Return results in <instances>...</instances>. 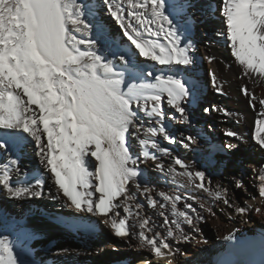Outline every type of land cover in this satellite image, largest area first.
<instances>
[{
	"label": "snow or ice",
	"instance_id": "snow-or-ice-1",
	"mask_svg": "<svg viewBox=\"0 0 264 264\" xmlns=\"http://www.w3.org/2000/svg\"><path fill=\"white\" fill-rule=\"evenodd\" d=\"M192 7V0H0V152L21 149L30 142L50 181L46 184L44 178H38L31 185H14L12 172H20L19 161L9 155L0 165V189L6 199H64L65 206L77 213L101 218L117 238L135 240L137 250H147L156 264H172L180 252L174 243L195 240L192 233H201L198 222L204 218L191 204L179 210L181 197L163 191L159 196L175 217L158 212L166 234L142 214L144 205L137 202V194L146 198L150 208L165 207L153 198L152 189L140 182L142 160L151 159L155 168L164 172L163 163L150 147L172 157L174 165L183 169L181 175L238 216L252 211L264 215V168L258 172L256 185L261 206L247 201L241 206L219 182L210 191L205 171L193 172V164L173 157L171 149L157 140L162 137L185 148L197 143L192 135L181 134L178 140L165 123H191L185 104L196 97L183 73L195 64V44L184 38L176 22L189 27ZM218 10L223 30L217 35L227 42L243 75L264 78V0H220ZM101 13L113 20L139 58L160 66L156 72L167 69L174 74L154 75L127 53H112L105 46L106 27L89 19ZM94 28H98L95 36ZM208 59L214 61L215 57ZM145 77L150 79L145 81ZM210 80L214 91L223 94L218 77L212 74ZM241 91L251 107L258 102L264 112V99L258 100L246 86ZM165 100L170 115L162 107ZM212 110L219 111L215 106L204 109ZM141 113L150 119L148 126ZM261 132L264 128H257L255 140L264 149ZM225 135L243 142L234 131ZM131 140L138 141L140 155L131 150ZM235 147L228 143L211 151L231 152ZM174 171V166L168 167L169 173ZM232 183L238 190L245 189L242 178L233 177ZM188 209L196 213L195 219ZM207 211L214 215L211 208ZM0 225L8 233L0 232V264H31L25 257L31 255L27 241L32 234L3 208ZM182 225L190 231L186 233ZM73 226L89 233L96 230L94 222ZM144 264H152V260Z\"/></svg>",
	"mask_w": 264,
	"mask_h": 264
},
{
	"label": "bare ground",
	"instance_id": "bare-ground-1",
	"mask_svg": "<svg viewBox=\"0 0 264 264\" xmlns=\"http://www.w3.org/2000/svg\"><path fill=\"white\" fill-rule=\"evenodd\" d=\"M192 4L193 7L190 9L192 24L189 27L185 28L182 22L174 21L177 23V27L180 28L184 38L191 40L195 44V64L190 66L183 75L191 87V81L195 74L199 72L200 68L203 66L206 67L207 65L209 86L213 92L212 103H205L199 109V114L195 113V118L201 121V126H203L208 119L209 113L219 115L222 120L218 129L221 141L225 144L231 143L237 147L229 152L230 155L226 159L212 161L207 155L211 136L205 132L206 128L204 129L200 126V128H196L191 124L169 120H166L165 123L169 131L173 135H176L178 140L181 134L185 136L192 135L197 137V143L185 148L179 143H167L162 137H157V140L162 147L171 149L173 157H179L183 161L193 164V172L195 170L205 171L211 181L210 191H213L215 184L219 182L224 187L229 188L230 199L235 203L243 206L247 201V203L255 207H260V198L256 185L258 184V172L264 168V149H261L258 145V142L255 140V134L257 128H264V123L257 124V121H264V112H261L258 102L255 108L251 107L247 95L243 94L241 89L246 86L247 91L254 93L258 100L264 99V78L254 79L253 77L258 76V74H253V77H245L240 66L235 62L234 57L231 56L227 42L218 37L217 33L223 30L222 17L215 22H210L209 17L213 13L219 14L220 0H192ZM101 16V19L91 16L89 19L96 26L103 23L109 26L111 25L112 34L105 33L104 35L105 46L110 48L112 53H127L133 61L143 65L145 71H153L154 75L161 73L164 75L174 74L168 73L167 69H161L160 72H156L155 69L160 68V66L155 65L150 60L145 62L144 58H139L126 42V38L122 36L121 30L113 20L104 13H101ZM97 31L98 28H94V36ZM75 34L78 37L80 36L79 33ZM161 42L166 43L162 37ZM210 56L215 57V60L210 61L208 59ZM212 74H215L221 82L223 94H218L214 91L210 80ZM148 79L150 78L145 77V81ZM193 102L190 99L189 103L187 102L188 105H185L190 118L194 115ZM213 106L218 108L219 111H204L205 108L211 109ZM162 107L167 114H171L166 100L162 103ZM201 118L203 119L201 120ZM141 119L145 122V126L151 123L150 119L143 113H141ZM211 129L215 130L212 125ZM227 131L236 132L243 142L240 139L227 137L225 135ZM261 135H264V132H261ZM130 142L132 143L131 150L134 154L140 155L142 149L138 141L131 140ZM199 146L203 149L200 150ZM244 147H249L250 150L243 159H240L237 149ZM197 148L198 150H196ZM34 150V145L29 142L21 149H10L8 153L0 152V165L7 162L9 155L13 158H18L20 172H16L15 170L12 172V183L14 185H31L38 178H44L46 184L50 183L47 179V173L44 172L39 161L32 163L29 159V155ZM149 151L155 152L159 157V161L164 165V172H144V166L154 161L151 159L142 160L139 165L142 173L140 182L147 184L152 189L153 198L159 203L165 204V207L157 209L150 208L146 203V198L137 194V202L144 205L142 214L150 217L156 223L157 230L166 234V231L161 227L163 217L159 216L158 212L163 211L170 219H174L175 217L172 216L170 205L159 196V193L163 191L170 196L179 195L181 197L180 201L177 202V207L181 211L186 210V204H191L196 209V213L204 218L198 222L200 227H205L206 222H210L216 230L215 237L209 236L208 232L203 229H201V233H192L196 239L189 241V247L187 249L185 248V250H183L185 243L182 242L178 245L174 243V247H179L180 252L172 258V264H211L213 254L218 250V244L224 240L226 235L241 229L242 231L255 230L254 227H250L256 221L253 211L245 216H238L232 209L223 205L221 201L216 200L209 192H204L196 188L187 177L181 175L183 169L180 166L174 165L172 157L164 156L150 147ZM169 166L175 167L173 173L168 172ZM90 170H92L91 167ZM233 177L243 179L245 189L240 190V196L238 194L236 195L238 189L232 183ZM197 183H199V180H197ZM252 185L254 186L253 188ZM130 190L134 192V189ZM0 204L9 207L14 215L13 217L17 218L20 225L32 234V238L27 241V247L31 255L25 257L30 260L31 264H90L87 261L88 258L90 256H98L103 251L113 252V256H115V260H112L109 264H133L134 262L144 264L145 260H152V264H156V261L147 250H137V242L135 240L129 241L122 239L123 243L106 241L103 238H99L95 233H89L73 226L76 223H85L83 221L69 219V223L63 224L58 220H52L46 216H39L32 209V204L41 207H43V204H47L58 210L71 209L65 206L64 199L52 201L45 197L39 200H11L6 199L5 193L0 189ZM201 205H204V207L201 208ZM208 208L212 209L214 215L207 211ZM188 211L195 219L196 213H191L190 209ZM32 212H34L33 216L31 215ZM258 215L264 220V215ZM99 219L102 221L101 218ZM182 227L186 233L190 231L187 225H182ZM0 232L8 234L7 232H3L2 225H0ZM10 239H13L15 242L14 236L10 235ZM202 239H206L208 243H196V240ZM19 251L20 249L17 248V252ZM57 252H61V254L57 255ZM161 264H167V261H162Z\"/></svg>",
	"mask_w": 264,
	"mask_h": 264
},
{
	"label": "rangeland",
	"instance_id": "rangeland-1",
	"mask_svg": "<svg viewBox=\"0 0 264 264\" xmlns=\"http://www.w3.org/2000/svg\"><path fill=\"white\" fill-rule=\"evenodd\" d=\"M215 15V16H213ZM221 16L219 14H212L209 17V21L210 22H215L217 19H219ZM102 16L101 14L98 16V19H101ZM103 25L106 27L108 34H112L111 30L112 27L111 25H106V23H103ZM196 30V29H194ZM209 77H208V68L207 65L206 67L203 66L202 68L199 69V72L197 74H195L193 80L191 81V88L193 89V92L195 94V100L193 102V111H194V115H192V117L190 118L191 121V125L196 127V128H206L205 132L209 133V135L211 136L210 140V145L208 148V157L212 160V161H221V159H226L230 154L229 152H215L213 153L211 151V144L216 143L215 144V148L219 147L223 144H225L223 141H221L218 129L220 127L219 124H221L222 120L220 118L219 115L217 114H212L209 113L208 115V119L207 121H205V125H202L201 121L196 120V114H199V109L205 104L210 102V104L212 103V97H213V92L210 89L209 86ZM211 100V101H210ZM189 103V101H187ZM186 102V106L188 105V103ZM217 115V116H216ZM212 118V119H211ZM203 118H201L202 120ZM198 125V126H197ZM211 125L215 128V130L211 129ZM200 126V127H199ZM200 150L203 149L201 146H199ZM198 150V148L196 149ZM250 150L249 147H244V148H240L237 149V153L239 155V158L243 159L245 157V155L248 153V151ZM204 151V150H203ZM34 153V154H33ZM29 159L32 161V163H37L38 158L35 156V150L31 152V154L29 155ZM148 168V169H147ZM159 170H157L155 168V163H149L147 165L144 166V172L146 173H153V172H158ZM254 186L252 185V188ZM241 191L238 190L236 192V195L238 194L240 196ZM5 207V208H4ZM37 207V208H36ZM0 208L6 209L8 211V213L11 214V216H14L11 209L7 206H5L4 204H0ZM32 209L35 211V214H38L39 216H46L52 220H58L59 222L66 224V221H68L69 219L72 220H77V221H83L85 223L88 222H94L96 225V230H95V234L98 235L99 238H103V240L106 241H112L115 243H123V240L121 238H117L113 233H111V230H109L104 224L103 222L95 217L92 216L91 214H80L77 213L75 210L73 209H55L53 207H50L47 204H43V207L39 206V205H35L32 204ZM254 216L256 217V221L255 223L250 226V227H254L255 228H261L264 230V220L261 218L260 215H258L257 213H255L253 211ZM33 216V215H32ZM207 224H205V227H200L201 229L205 230L206 232H208L209 236L215 237L216 236V230L215 228L212 226V224L209 222H206ZM239 231H242L239 230ZM189 242L185 243L183 245V250H185V248L187 249L189 247ZM104 258V259H103ZM112 260H115V256H113V252L110 251H103L101 253L98 254V256H90L88 258V262L90 264H109L111 263ZM133 264H137V263H133Z\"/></svg>",
	"mask_w": 264,
	"mask_h": 264
}]
</instances>
